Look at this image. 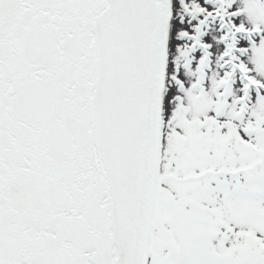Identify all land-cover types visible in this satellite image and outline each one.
<instances>
[{
  "label": "snow or ice",
  "instance_id": "snow-or-ice-1",
  "mask_svg": "<svg viewBox=\"0 0 264 264\" xmlns=\"http://www.w3.org/2000/svg\"><path fill=\"white\" fill-rule=\"evenodd\" d=\"M0 264H264V0H0Z\"/></svg>",
  "mask_w": 264,
  "mask_h": 264
}]
</instances>
